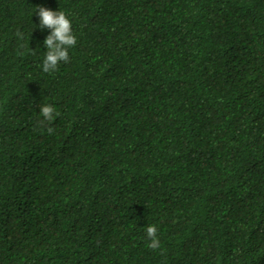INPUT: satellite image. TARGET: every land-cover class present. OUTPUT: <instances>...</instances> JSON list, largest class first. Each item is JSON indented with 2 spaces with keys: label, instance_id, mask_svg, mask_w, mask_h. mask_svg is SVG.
<instances>
[{
  "label": "trees",
  "instance_id": "trees-1",
  "mask_svg": "<svg viewBox=\"0 0 264 264\" xmlns=\"http://www.w3.org/2000/svg\"><path fill=\"white\" fill-rule=\"evenodd\" d=\"M0 264H264V0H0Z\"/></svg>",
  "mask_w": 264,
  "mask_h": 264
},
{
  "label": "clouds",
  "instance_id": "clouds-1",
  "mask_svg": "<svg viewBox=\"0 0 264 264\" xmlns=\"http://www.w3.org/2000/svg\"><path fill=\"white\" fill-rule=\"evenodd\" d=\"M35 12H38L40 17L39 27L41 30L50 29V34L46 37L44 44L46 46V53L43 60V71H55L61 61L68 62V49L74 47L77 39L72 31V22L64 11H53L45 7H39ZM17 35L23 39V34L17 32ZM41 115L45 121H52L55 109L50 104L41 105ZM43 123V121L41 122ZM49 134L54 132V129L48 128ZM147 237L150 239L148 247L155 250L160 247V241L157 237L158 229L155 225L146 227Z\"/></svg>",
  "mask_w": 264,
  "mask_h": 264
}]
</instances>
